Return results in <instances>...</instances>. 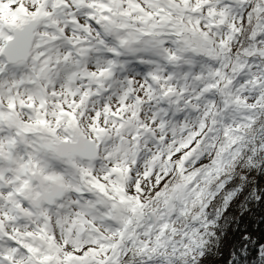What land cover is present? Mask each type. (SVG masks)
Returning <instances> with one entry per match:
<instances>
[{
  "label": "snow or ice",
  "instance_id": "obj_1",
  "mask_svg": "<svg viewBox=\"0 0 264 264\" xmlns=\"http://www.w3.org/2000/svg\"><path fill=\"white\" fill-rule=\"evenodd\" d=\"M0 264H264V0H0Z\"/></svg>",
  "mask_w": 264,
  "mask_h": 264
},
{
  "label": "trees",
  "instance_id": "obj_2",
  "mask_svg": "<svg viewBox=\"0 0 264 264\" xmlns=\"http://www.w3.org/2000/svg\"><path fill=\"white\" fill-rule=\"evenodd\" d=\"M259 220H260V213L259 211H257L245 219L244 225L245 226L250 225L253 230H256L258 232Z\"/></svg>",
  "mask_w": 264,
  "mask_h": 264
}]
</instances>
